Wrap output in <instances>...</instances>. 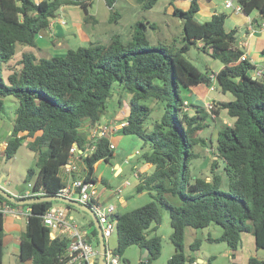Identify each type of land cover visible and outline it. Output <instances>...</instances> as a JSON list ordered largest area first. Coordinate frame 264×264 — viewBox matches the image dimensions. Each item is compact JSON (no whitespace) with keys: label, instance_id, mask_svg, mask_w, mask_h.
<instances>
[{"label":"trees","instance_id":"16d2710c","mask_svg":"<svg viewBox=\"0 0 264 264\" xmlns=\"http://www.w3.org/2000/svg\"><path fill=\"white\" fill-rule=\"evenodd\" d=\"M103 1L113 10L116 0ZM135 1L143 8H151L156 2ZM91 3L92 0H0V118L5 114V96L17 102L2 155L12 158L22 140L30 138L26 145L35 152L38 168L32 189L39 188V196L57 194L67 184L61 170L68 163L70 148L75 144L83 149L89 142L81 128L102 121L107 100L112 98L117 84L118 90L129 94L124 118L127 124L120 132L141 138L147 149L137 152L136 160L150 163L152 168L137 172L135 186L136 193L146 191L151 200L114 214L117 246L113 252L120 255L127 247L137 245L142 253L144 248L149 251L141 264H150L157 258L161 239L149 230L154 231L161 222L160 205L168 209L172 227L169 238L174 251L166 264L192 262L195 257L184 253L185 228H203L211 223L220 225L221 233L207 240L225 242L231 257L240 247L244 232H252L256 250L264 249V76L253 77L250 72L254 64L247 57L239 59L243 51L237 44V30L225 28V12L215 11L209 20L198 22L194 18L198 2L190 0L186 9L173 6V15L182 22L179 47L150 45L143 30L145 23L137 21L127 42L115 34L107 44L67 48L49 57L36 58L23 52L2 76L17 46H36L37 38L46 35L50 21L59 17L62 6L77 5L85 22H96L88 10ZM238 4L245 14L258 11L264 20V0H238ZM111 18H117V14ZM197 43L211 58L220 61L222 66L217 72L200 71L184 56ZM212 73L219 89L230 92L233 99L212 100L209 108L189 103V110L184 111L182 104L189 89L201 83L210 85ZM149 99L166 101L164 112L150 130L143 125L152 111L144 103ZM117 105L121 107L120 99ZM222 111L232 123L222 124L213 139L201 136L208 126V116L214 114L215 119ZM214 140V156L208 159L206 169L199 167V161L207 155L206 146ZM110 144L105 134L98 137L91 154L81 155L85 181L95 182L96 161L112 157ZM33 172L32 168L27 170L26 181ZM71 178L75 176L71 174ZM53 202L20 205L26 206L29 214L20 234L19 264H27L30 258L31 264H65L69 240L64 236L50 238L42 219ZM3 203L16 206L0 195V264L4 254ZM63 205L69 211L77 209ZM81 227L88 230V238L97 245L92 219L89 217ZM199 245L200 239H195L189 247L197 250ZM247 264H264V259L250 255Z\"/></svg>","mask_w":264,"mask_h":264},{"label":"rangeland","instance_id":"374dc122","mask_svg":"<svg viewBox=\"0 0 264 264\" xmlns=\"http://www.w3.org/2000/svg\"><path fill=\"white\" fill-rule=\"evenodd\" d=\"M214 1L220 3L222 0ZM179 2L182 1L175 0V2L170 3V0H156L155 4L151 8H143L141 4L137 3L135 0H116L113 10H110L103 0H92L88 10L89 13L96 18V22H85L83 20L84 14L82 9L79 6L71 5L69 8L66 7L59 15V17L61 16L65 22L60 23L54 19L51 20L50 22L53 23L51 28L47 29L46 35L37 38L36 46L18 45L14 59L10 62V64L13 65V63L21 57L23 52H30L36 58L49 57L50 55L62 54L67 48L88 46L95 43L107 44L112 35L115 34L119 35L124 42H127L131 38L132 27H134V24L137 21L145 23L146 27L143 30L150 45L166 44L168 46L179 47L181 45L182 22L179 17L173 15V6L184 9L187 5V2L177 4ZM232 4L234 7L237 6L238 0H232ZM222 9L226 10V14L234 11L232 8H226L225 6L222 7ZM114 13L117 14V18H111ZM226 26L228 27V24H225V28ZM237 27L243 26H239V24H237ZM238 34L239 33H237V35ZM184 56L200 71L215 70L217 65L220 64L219 60L211 58L205 51H203L199 43L192 45L190 49L184 53ZM199 85L201 86H194L197 88V91L200 88H206L208 89V97H214L215 100L233 99L230 92L223 93L218 88L217 82H213L215 87L214 89H209V87L204 83ZM118 89L117 84H115L112 98L107 100V110L104 114L107 117L118 112L121 114L125 112L127 113L129 94ZM117 99H120L121 101V107L119 108L117 105ZM210 101L205 102L203 106L206 107ZM144 103L152 107L151 113L143 123L144 127L150 130L153 123L159 120L164 112L166 101H155L153 99H149L144 101ZM4 106L5 114L3 116V120L7 123L13 121L17 106L16 100L12 96H5ZM190 112H192V110H190ZM227 118L229 117L223 113L215 119L208 116L206 119L208 126L200 132L201 136L212 137L213 139V137H215L216 130H218L222 124L227 123L229 120ZM110 122L111 121L108 123ZM81 130L83 131L82 128ZM1 133H4L6 135L5 137H9L7 136L6 130L1 131ZM131 137L133 138L132 143L128 142L123 145L116 143V147L113 150L114 157L111 159L112 163H115L116 161L122 163L131 146L136 145L135 147L138 152L145 151L147 149L142 146L143 144L141 138L137 136ZM29 139L30 138L26 137L22 140L21 145L12 158H6L2 155V153L0 154V176H3L0 186L9 192L23 193L28 189H32L33 181L36 178L38 168L35 163V152L26 145V141ZM3 143L5 145V142ZM214 143L215 140L212 144L206 146L205 152L207 155L203 161H199V167L204 166V169L207 168L208 159L215 154ZM124 147L126 150H122ZM135 159L136 158L132 157V161H135ZM29 168H32L34 172L30 180L26 181V173ZM220 168H222V165H220ZM142 170H145V167H143ZM81 175V173L76 174L77 177ZM120 180L122 181V179ZM118 183L119 181L114 179L112 187H117ZM226 185L227 180L224 177L223 187L226 188ZM101 187L102 184H99L97 189ZM122 190L126 192L130 190L132 191L131 195L128 197L130 199L128 209L141 206L151 200V197L146 191H143L144 193L139 196L133 188H123ZM61 205H63L62 202L54 201L51 207L56 208ZM160 210L161 222L154 231L149 230V233L156 234L160 237L161 250L159 256L151 260L150 264H166L167 260L174 251L173 244L169 238L172 231L169 211L163 205H160ZM70 214L73 216V221L78 227L84 226L86 224L85 222L89 221L90 216L79 209H71ZM8 218L9 216H6V220ZM17 224L23 226V220H18ZM152 226L153 224L150 228H152ZM220 233L221 227L216 223H211L209 226L203 228L186 227L183 240L184 253L186 256H199L203 259L202 264H231V251L227 244L225 242H210L207 240L208 236L215 237ZM252 237V232H244L242 234L241 244L239 247L241 256L252 255L251 249L254 243ZM195 239H200L199 248L197 250H191L189 246ZM105 243L108 249L114 251L117 246L116 230H113L112 234L105 239ZM256 255L264 256V249H257ZM141 259V249L137 245H131L119 255L118 264H141L139 262ZM239 264H243V262L239 261Z\"/></svg>","mask_w":264,"mask_h":264},{"label":"crops","instance_id":"0c3cea01","mask_svg":"<svg viewBox=\"0 0 264 264\" xmlns=\"http://www.w3.org/2000/svg\"><path fill=\"white\" fill-rule=\"evenodd\" d=\"M189 1L190 0L182 1L183 3L187 2V5L184 9H186L189 6ZM182 2H179L177 4H180ZM197 2L199 5V10L195 13L194 18L198 22L209 20L211 15L215 11L217 12L226 11L225 9H222V7H224L223 0L220 3L215 2L214 0H197ZM70 6L71 5L62 6L60 8V13L63 12L66 7L69 8ZM225 24H228V27L226 26L227 30L231 28H236L237 44L240 45L243 51V54H245L247 58L252 62V64H254V68L250 72L251 75H253L254 69H261L262 77H263L264 76V20L261 18L259 12L252 11L250 14H245L243 11L237 12L234 10L233 12L228 13V16L225 20ZM237 24L243 27H237ZM237 33L239 34L237 35ZM221 66L222 64L220 63L217 65V68L215 70H211V71L217 72ZM12 67L13 65L10 64V62L8 64H5L3 75L7 74L9 72V69H11ZM198 86H201V85H198ZM186 97H187L186 100H188L189 103L197 104L201 106H203L205 102H209L210 100H215L214 97H208V89L206 88H200L198 91H197V88L195 87L190 88ZM221 113L226 114L225 111H222L220 112L219 115H221ZM125 115H126V112L123 114L118 112L109 117L105 115L100 123H96L93 126L84 124L82 129L86 133V136L88 137L89 134L92 132V130L97 126V124L108 123L109 121H114V123L117 121L120 122L124 120ZM227 119H229L227 121V124H231L232 119L231 120L230 118H227ZM12 122L13 121L7 123L5 122V120H3V118H0V142L1 143L6 142V139H7V137H5L6 135L4 133H1V131L6 130V133L8 136L10 134V126ZM121 127L122 126H118L116 130H111L108 133V138L110 139V143L113 144L114 146L113 150L116 147V143L123 145L128 142L132 143L133 141V138L131 137L132 135H124L120 132ZM135 146L136 145L130 147V150L127 151V155L125 159L122 161V163H119L117 161L115 163H112L111 159L114 157V154H113L112 157L108 161L100 159L96 161L93 165V176L95 177V182L97 186L99 184H102V187L98 189V192H99L98 200L101 203H113L115 206V211H118V212H123L125 210H128L129 208L128 206L130 203V199L128 197L132 193L131 190L126 192V191H123L122 189L123 188L125 189L133 188L135 191V186L138 183L137 172H144V171L148 172L152 168V165L150 163H140L136 159L135 161H132V157L136 158V154L138 152ZM122 150H126V148L124 147ZM143 167H145V170H142ZM83 171H84V163L81 157L79 156V154H74L72 158L68 161V163L62 168L61 173L65 176V178H67V180L68 179L73 180V178H71V174L75 176L74 179L82 178V175L77 177L76 174L77 173L82 174ZM123 175H124V178H123ZM114 179L119 181L118 186L115 188L112 187V182ZM120 179H122V181ZM10 193L18 196L21 192H16V193L10 192ZM143 193L144 192L142 191L137 194L141 196ZM19 207L23 211L24 214L26 213V211H28V208L26 206L19 205ZM6 216H9L7 220H6ZM70 216L72 215L70 214ZM20 219L23 220V226H21L20 224H17V221ZM25 222H26V217L24 215H20V216L4 215L3 216L4 254L2 257V264H5V263L6 264H19L17 260V255L19 253V239H20L21 232L25 228ZM85 223L87 224V222ZM80 228H83V227H80ZM252 238L254 241V237ZM251 250H252L251 254L256 255L257 250L255 249L254 243H253ZM249 256L250 255L241 256L240 249L238 248V250L235 251L234 256L231 257V264H239V261H242L243 264H247V259ZM256 257L259 259H264V256L256 255ZM195 259H197L200 262H203V259L200 258L199 256L195 257Z\"/></svg>","mask_w":264,"mask_h":264},{"label":"built area","instance_id":"2783aa9c","mask_svg":"<svg viewBox=\"0 0 264 264\" xmlns=\"http://www.w3.org/2000/svg\"><path fill=\"white\" fill-rule=\"evenodd\" d=\"M224 6L226 8H232L237 12H241L242 9L240 5L233 6L232 0H224ZM60 17L54 19L60 23H64L65 21ZM53 23H49V28H51ZM48 28V29H49ZM247 56L245 54H241L239 59L243 60ZM262 70L254 69L253 77H261ZM210 77L215 81V73L211 74ZM213 83L209 85V89H214ZM210 103L206 106L209 108ZM182 108L184 111L189 110L190 105L189 101L184 99ZM212 117H215L214 114H211ZM127 122L121 121L118 123H114L111 121L110 123H101L97 124V126L92 130V132L87 137L89 142L85 145V147L79 148L75 144L70 148V157L72 158L74 154L87 155L91 154L95 148V142L98 137L108 134L111 130H116L118 126H123ZM4 144L0 142V154L3 152ZM113 144H110V148H113ZM68 160V161H69ZM67 180V178H66ZM120 190V189H118ZM74 192L78 193V200L84 204L90 206V208L94 211L97 216L98 222L102 229V234L104 238L109 237L112 234V231L116 229V218L115 214V206L113 203H101L98 200V189L96 182L85 181L83 178H77L73 180H67V184L63 187L57 194L63 195L66 197H71ZM41 195V191L38 188L37 190L28 189L23 194L19 195L21 198H29L36 197ZM1 211L3 215H12V216H20L24 215L25 217L29 214V209L24 214L20 209L19 205H10L9 203H3L1 205ZM42 219L44 224L49 228V236L50 238L66 237L69 240L68 246L65 251V264H96L97 258L99 255L98 245H95L94 241L88 238V230L85 228L78 227L74 221L73 217L70 216L69 209L65 205L58 206L56 208L49 207L42 214ZM106 264H118L119 263V255L114 253L112 250L106 247L105 252ZM188 264H202V262L194 259L192 262Z\"/></svg>","mask_w":264,"mask_h":264},{"label":"water","instance_id":"95a60500","mask_svg":"<svg viewBox=\"0 0 264 264\" xmlns=\"http://www.w3.org/2000/svg\"><path fill=\"white\" fill-rule=\"evenodd\" d=\"M2 177L3 176H0V182L2 180ZM0 195H2L8 201H10L16 205L31 204L34 202H43V201H59L62 203L72 205L75 208L85 212L92 219V221L95 225L96 231H97L98 248H99V256H98L97 264H106V259H105L106 243H105V239L103 237L102 229H101V226L98 222L97 216L94 213V211L90 208L89 205L84 204L78 200V193L77 192H74L71 197H66V196L59 195V194H54V195L45 194V195L39 196V197L21 198L19 196L11 194L10 192H8L7 190H5L4 188H2L0 186ZM148 254H149L148 249L144 248L143 253H142V257H146V256H148ZM27 264H31V258L28 259Z\"/></svg>","mask_w":264,"mask_h":264},{"label":"clouds","instance_id":"9594fccd","mask_svg":"<svg viewBox=\"0 0 264 264\" xmlns=\"http://www.w3.org/2000/svg\"><path fill=\"white\" fill-rule=\"evenodd\" d=\"M261 77H262V76H261ZM213 82L215 83L216 80H215V81H212V83H213ZM212 83H211V84H212ZM211 84H210V85H211ZM208 87H209V85H208ZM123 121H126V120H123ZM113 122H114V121H113ZM120 122H121V121H120ZM126 122H127V121H126ZM115 123H118V122H115ZM126 124H127V123H126ZM104 239H106V238H104ZM97 245H98V244H97ZM98 256H99V255H98ZM97 261H98V258H97ZM140 262H141V261H140Z\"/></svg>","mask_w":264,"mask_h":264}]
</instances>
